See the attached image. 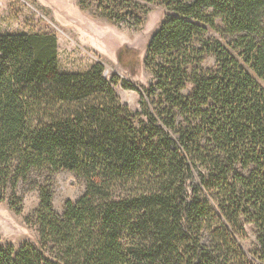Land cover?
I'll use <instances>...</instances> for the list:
<instances>
[{
	"label": "trees",
	"instance_id": "obj_1",
	"mask_svg": "<svg viewBox=\"0 0 264 264\" xmlns=\"http://www.w3.org/2000/svg\"><path fill=\"white\" fill-rule=\"evenodd\" d=\"M146 1L168 13L138 111L102 64L62 72L56 35L0 34V194L47 167L86 181L62 214L43 188L38 242H0V264H256L239 244L243 219L264 263V0ZM129 3L99 8L140 25ZM218 19L244 63L207 37ZM209 54L217 66L201 70Z\"/></svg>",
	"mask_w": 264,
	"mask_h": 264
},
{
	"label": "rangeland",
	"instance_id": "obj_2",
	"mask_svg": "<svg viewBox=\"0 0 264 264\" xmlns=\"http://www.w3.org/2000/svg\"><path fill=\"white\" fill-rule=\"evenodd\" d=\"M99 5L100 0H0V34L56 35L62 72H83L97 63L102 64L109 79L115 75L120 78L115 90L121 101L132 111H138L141 109L143 87L149 85L153 78L145 67L147 47L168 12L159 3L130 0L125 12L134 13L142 20L140 25H135L132 21H111L103 15ZM207 37L226 45L244 63L240 51L231 45L234 37L224 32L220 19L215 27L208 28ZM129 51L137 52V63L123 61V57L130 60L132 54ZM216 66L217 59L213 54L207 55L199 65L204 71ZM125 81L134 84L136 89L125 88ZM194 88L190 83L184 93L189 95ZM43 188L52 192L54 208L62 214L67 201H76L84 194L86 181L74 172H55L47 167L33 171L28 180H21L16 186L9 184L0 194L2 244L18 248L27 241L38 242L36 212ZM242 223L245 232L238 238L239 244L253 262L264 264L257 257L260 248L257 227L246 219Z\"/></svg>",
	"mask_w": 264,
	"mask_h": 264
},
{
	"label": "water",
	"instance_id": "obj_3",
	"mask_svg": "<svg viewBox=\"0 0 264 264\" xmlns=\"http://www.w3.org/2000/svg\"><path fill=\"white\" fill-rule=\"evenodd\" d=\"M105 76H107V72H105V74H104Z\"/></svg>",
	"mask_w": 264,
	"mask_h": 264
},
{
	"label": "crops",
	"instance_id": "obj_4",
	"mask_svg": "<svg viewBox=\"0 0 264 264\" xmlns=\"http://www.w3.org/2000/svg\"><path fill=\"white\" fill-rule=\"evenodd\" d=\"M59 65H60V58H59Z\"/></svg>",
	"mask_w": 264,
	"mask_h": 264
}]
</instances>
